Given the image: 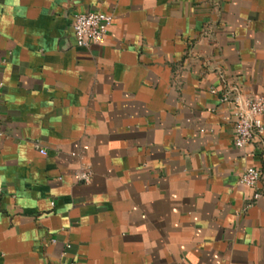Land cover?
Masks as SVG:
<instances>
[{
	"label": "crops",
	"instance_id": "0c3cea01",
	"mask_svg": "<svg viewBox=\"0 0 264 264\" xmlns=\"http://www.w3.org/2000/svg\"><path fill=\"white\" fill-rule=\"evenodd\" d=\"M0 83V264H264V0H0Z\"/></svg>",
	"mask_w": 264,
	"mask_h": 264
},
{
	"label": "built area",
	"instance_id": "2783aa9c",
	"mask_svg": "<svg viewBox=\"0 0 264 264\" xmlns=\"http://www.w3.org/2000/svg\"><path fill=\"white\" fill-rule=\"evenodd\" d=\"M113 21V15L100 12L74 14L72 25L76 45L78 47H88L93 43L100 42L109 33ZM221 100L228 101L229 96L225 94ZM233 111L235 146L244 149L248 144L256 142L258 151L263 150L264 95L249 99H242L239 96L235 97L233 99ZM42 152L45 153L44 150ZM92 177L93 172L88 166H83L78 172V178L85 182H89ZM260 180L261 171L253 165L247 166L240 177L242 184L256 190L253 201H256L262 196V192L257 190Z\"/></svg>",
	"mask_w": 264,
	"mask_h": 264
}]
</instances>
